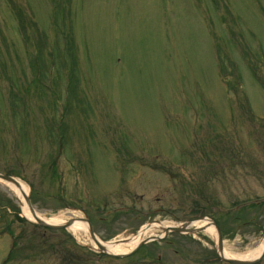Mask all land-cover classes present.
Instances as JSON below:
<instances>
[{
    "label": "rangeland",
    "instance_id": "obj_1",
    "mask_svg": "<svg viewBox=\"0 0 264 264\" xmlns=\"http://www.w3.org/2000/svg\"><path fill=\"white\" fill-rule=\"evenodd\" d=\"M67 35L78 61L73 70L70 57L63 56ZM38 46L46 50L42 63ZM69 75L76 77L72 91L64 86ZM259 143H264V0H0V172L13 173L29 187L39 215L69 220V160L73 170L99 171L92 177L111 175L123 164L115 156H145L140 159L146 169L160 163L151 162L154 158L177 160L185 168L176 173L211 187L207 193L214 203L201 202L202 209L191 211L214 214L227 253L246 254L258 246V225L264 224ZM210 156L213 185L205 182L198 162ZM0 200L19 206L1 181ZM238 204L247 205L258 225L228 221V210ZM212 206L214 213L208 212ZM5 216L0 264L137 260L99 257L82 245L81 230L74 234L82 244L70 229L45 231L25 217L24 222ZM12 247L16 253L7 260Z\"/></svg>",
    "mask_w": 264,
    "mask_h": 264
},
{
    "label": "flooded vegetation",
    "instance_id": "obj_2",
    "mask_svg": "<svg viewBox=\"0 0 264 264\" xmlns=\"http://www.w3.org/2000/svg\"><path fill=\"white\" fill-rule=\"evenodd\" d=\"M193 185L190 178L172 171H117L111 176L86 177L85 189L71 207L82 210L83 219L92 224L95 235L103 241L133 239L144 224L153 226L150 232L155 237L162 231V222L183 224L201 216L191 211L192 204L197 208L202 197ZM139 190L150 195L145 197ZM159 190L173 200L157 195ZM99 192L103 195L97 196ZM155 208L160 211H152ZM201 241L202 238L197 240L191 235L171 233L162 242H152L136 264L171 263L172 253L181 256L182 264H201L198 262L203 258Z\"/></svg>",
    "mask_w": 264,
    "mask_h": 264
},
{
    "label": "bare ground",
    "instance_id": "obj_3",
    "mask_svg": "<svg viewBox=\"0 0 264 264\" xmlns=\"http://www.w3.org/2000/svg\"><path fill=\"white\" fill-rule=\"evenodd\" d=\"M12 182H14L16 184H17V182H19V184L16 185ZM12 182H9V186H10L11 190L13 191V193L15 194V196L17 197V199L19 200V202H21L23 216H25L26 218H28L30 220H34V215L30 212L28 206L25 203V199H24L25 195L29 194V188L20 180H18L17 182L16 181H12ZM38 216L42 217L39 214H38ZM42 218L44 219V221H46L47 223H50V224H57V223L61 222L60 218H58V217H50V218L49 217H42ZM83 229H84V226L81 222L80 223L77 222L73 226H71V230L73 232H77V231H80ZM209 231L212 232L211 229H209ZM214 236H215V232H214ZM110 245L112 246V248H110V250L112 252H123L126 250L124 246H119L117 244L116 245L115 244H107L106 245L107 248H109ZM259 252H260V249H254L250 252H247L246 254L235 255V254H229V253H227V251L222 252V254L226 258L234 257V258H239V259H252L255 256H257Z\"/></svg>",
    "mask_w": 264,
    "mask_h": 264
},
{
    "label": "water",
    "instance_id": "obj_4",
    "mask_svg": "<svg viewBox=\"0 0 264 264\" xmlns=\"http://www.w3.org/2000/svg\"><path fill=\"white\" fill-rule=\"evenodd\" d=\"M0 177H1V178H4L5 180H8V181H10V182H11V181H14V180H13L12 178H10V177L1 176V175H0ZM26 200H27V203L30 205L28 198H26ZM31 211H32V213L34 214V211H33L32 208H31ZM36 220H37L40 224H42V225H47V226H50V227H54V226H51V225L46 224L45 222L41 221L39 218H36Z\"/></svg>",
    "mask_w": 264,
    "mask_h": 264
}]
</instances>
